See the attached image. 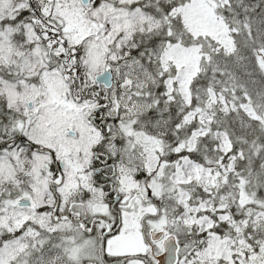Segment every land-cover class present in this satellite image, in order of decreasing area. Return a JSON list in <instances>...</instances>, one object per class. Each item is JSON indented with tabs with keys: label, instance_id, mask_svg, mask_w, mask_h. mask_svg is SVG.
I'll return each instance as SVG.
<instances>
[{
	"label": "snow or ice",
	"instance_id": "1",
	"mask_svg": "<svg viewBox=\"0 0 264 264\" xmlns=\"http://www.w3.org/2000/svg\"><path fill=\"white\" fill-rule=\"evenodd\" d=\"M0 264H264V0H0Z\"/></svg>",
	"mask_w": 264,
	"mask_h": 264
}]
</instances>
